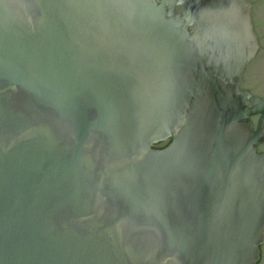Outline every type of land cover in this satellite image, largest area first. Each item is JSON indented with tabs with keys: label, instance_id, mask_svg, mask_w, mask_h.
<instances>
[{
	"label": "water",
	"instance_id": "1",
	"mask_svg": "<svg viewBox=\"0 0 264 264\" xmlns=\"http://www.w3.org/2000/svg\"><path fill=\"white\" fill-rule=\"evenodd\" d=\"M259 144L264 0H0V264H264Z\"/></svg>",
	"mask_w": 264,
	"mask_h": 264
},
{
	"label": "flooded vegetation",
	"instance_id": "2",
	"mask_svg": "<svg viewBox=\"0 0 264 264\" xmlns=\"http://www.w3.org/2000/svg\"><path fill=\"white\" fill-rule=\"evenodd\" d=\"M253 117H254V119H256V121H257L258 116H253ZM253 117H252V118H253ZM252 118H251V119H252ZM168 142H169V139L167 138V139H164V140H162V141H159V142H156V143L152 144L151 147H153V148H162V147L165 146ZM257 147H258V146H257Z\"/></svg>",
	"mask_w": 264,
	"mask_h": 264
},
{
	"label": "trees",
	"instance_id": "3",
	"mask_svg": "<svg viewBox=\"0 0 264 264\" xmlns=\"http://www.w3.org/2000/svg\"><path fill=\"white\" fill-rule=\"evenodd\" d=\"M252 121L254 123V125L256 126V119H254V117L252 118ZM259 152H264V144H259L258 145V149H257Z\"/></svg>",
	"mask_w": 264,
	"mask_h": 264
}]
</instances>
